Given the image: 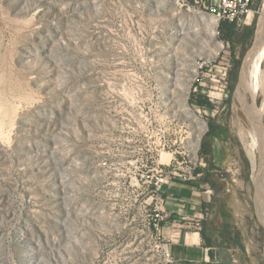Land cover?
I'll use <instances>...</instances> for the list:
<instances>
[{
  "label": "rangeland",
  "instance_id": "374dc122",
  "mask_svg": "<svg viewBox=\"0 0 264 264\" xmlns=\"http://www.w3.org/2000/svg\"><path fill=\"white\" fill-rule=\"evenodd\" d=\"M218 1L0 0V264H28L38 240L67 250L51 264H159L153 218L176 178L204 185L208 245L242 264L246 242L264 264L260 149L229 77L260 0L231 40ZM260 79L259 105L264 62Z\"/></svg>",
  "mask_w": 264,
  "mask_h": 264
},
{
  "label": "crops",
  "instance_id": "0c3cea01",
  "mask_svg": "<svg viewBox=\"0 0 264 264\" xmlns=\"http://www.w3.org/2000/svg\"><path fill=\"white\" fill-rule=\"evenodd\" d=\"M203 186L195 181L177 178L169 182L164 190V209L171 216L164 223L162 235L170 243L175 264H233V248L228 249L229 254L216 251L214 246L206 243L203 231L196 223L208 201L207 192L201 190ZM239 248L242 250L243 263L252 264L250 245L245 242L235 250Z\"/></svg>",
  "mask_w": 264,
  "mask_h": 264
},
{
  "label": "bare ground",
  "instance_id": "6f19581e",
  "mask_svg": "<svg viewBox=\"0 0 264 264\" xmlns=\"http://www.w3.org/2000/svg\"><path fill=\"white\" fill-rule=\"evenodd\" d=\"M262 4L263 5L261 12L258 16L259 21L257 25V30L254 34L253 42L246 51L241 66L240 78L238 83V94L240 106L247 113L248 118L253 124L252 132L256 136V141L259 145L258 149H260L259 159L253 160L252 163L251 181L253 185L252 200L254 201L255 206L257 208L259 219L261 220V223L264 226V135L262 132L261 121V116L264 112V101L261 105L257 103V97L259 94V90L261 89L262 79H260V75L262 74V63L264 62V0H262ZM173 69L176 70L175 68ZM164 76L165 78L163 82L167 89L171 90L173 88H180V76L177 72L169 71ZM248 98H251L252 103H247ZM70 188L71 187L68 186V188L65 187V189H62L63 193L69 192L70 190L67 189ZM60 193L61 191L59 189L57 196L61 197ZM35 242L36 244H32L28 247L29 252L32 256V260L28 261V264H51L45 261L43 257L44 251L48 252L50 256L52 255L53 257H55V261H59L61 258L65 259L64 257L67 256V250L62 248L61 246L57 247L51 244H47L45 246L41 242H39V240ZM56 256H59V259H57Z\"/></svg>",
  "mask_w": 264,
  "mask_h": 264
},
{
  "label": "built area",
  "instance_id": "2783aa9c",
  "mask_svg": "<svg viewBox=\"0 0 264 264\" xmlns=\"http://www.w3.org/2000/svg\"><path fill=\"white\" fill-rule=\"evenodd\" d=\"M255 1L256 0H219L218 7L216 8V10H218L217 24L221 20H227L231 23L236 24L237 26H241L242 23H244V20L252 12V8ZM224 43L226 45H229V42L223 41V45H225ZM199 161L201 166H205L204 157L199 158ZM166 182H169L168 178L166 179ZM156 211L157 213L153 218L154 230L156 234L162 235L164 223L170 218L171 214L169 213V211L161 207L157 208ZM158 248L162 257L159 264H175V259L172 254L169 241L165 240L164 238L159 243ZM232 260L236 264H241L239 262V259L234 254H232Z\"/></svg>",
  "mask_w": 264,
  "mask_h": 264
},
{
  "label": "trees",
  "instance_id": "16d2710c",
  "mask_svg": "<svg viewBox=\"0 0 264 264\" xmlns=\"http://www.w3.org/2000/svg\"><path fill=\"white\" fill-rule=\"evenodd\" d=\"M261 1L262 0H260V5H261ZM260 5L257 8V12H256L253 20L251 21V23H250V25L248 27L247 32H244L243 33V36H246L248 38L254 37L255 29H256V24H257V20H258V16H259V11H260V8H261ZM235 25L236 24L231 23V22H229L227 20H221V22L219 24V31L222 34V37H224V39H227V40L230 39L231 40L235 35H237V30H236ZM251 42H253V40ZM251 44L252 43H250V46H251ZM243 56H245V55L243 54V55H241V56H239V57L236 58V56L233 54L232 66H231L230 71H229V77L232 80H238L239 79L238 76L240 75L239 74L240 73L239 71L241 70L242 61H243V58H244ZM229 89L231 91L234 90V83L230 84ZM197 101H199V103L201 105H206L207 104V101H205V100H202L200 102V100L198 99ZM211 129H212V126H211Z\"/></svg>",
  "mask_w": 264,
  "mask_h": 264
},
{
  "label": "flooded vegetation",
  "instance_id": "af4514ba",
  "mask_svg": "<svg viewBox=\"0 0 264 264\" xmlns=\"http://www.w3.org/2000/svg\"><path fill=\"white\" fill-rule=\"evenodd\" d=\"M228 189H229L228 183L225 180H223V186L221 188V191L219 192V196H223L224 194H226L228 192Z\"/></svg>",
  "mask_w": 264,
  "mask_h": 264
},
{
  "label": "water",
  "instance_id": "95a60500",
  "mask_svg": "<svg viewBox=\"0 0 264 264\" xmlns=\"http://www.w3.org/2000/svg\"><path fill=\"white\" fill-rule=\"evenodd\" d=\"M258 21H259V17H258V20H257V24H256L255 32H256V30H257ZM243 59H244V58H243ZM242 63H243V61H242Z\"/></svg>",
  "mask_w": 264,
  "mask_h": 264
}]
</instances>
